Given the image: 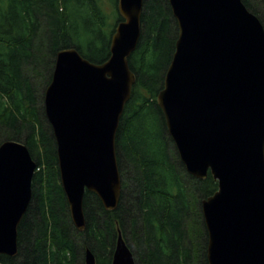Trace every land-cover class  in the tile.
<instances>
[{
	"label": "water",
	"instance_id": "water-1",
	"mask_svg": "<svg viewBox=\"0 0 264 264\" xmlns=\"http://www.w3.org/2000/svg\"><path fill=\"white\" fill-rule=\"evenodd\" d=\"M143 3L117 0L122 20L105 61L60 49L45 88L60 182L78 231L87 225L86 190L107 210L120 201L116 134L137 80L129 57L141 36ZM169 3L179 33L157 103L187 172L198 179L211 173L218 182L201 200L208 264H264V24L243 0ZM37 169L25 143L0 144V255L19 253ZM85 261L96 263L90 248ZM111 264H137L120 229Z\"/></svg>",
	"mask_w": 264,
	"mask_h": 264
},
{
	"label": "trees",
	"instance_id": "trees-1",
	"mask_svg": "<svg viewBox=\"0 0 264 264\" xmlns=\"http://www.w3.org/2000/svg\"><path fill=\"white\" fill-rule=\"evenodd\" d=\"M243 1L264 24V0ZM102 2L0 0V144L25 143L38 164L19 225V253L0 255V261L86 264L90 248L95 264H111L120 229L138 264H208V233L202 210L198 218L199 206L218 182L211 173L198 179L187 172L157 103L179 33L169 0H144L141 36L129 57L137 80L116 134L122 176L118 207L107 210L96 193L86 190V229L78 231L72 222L44 92L60 49L75 47L95 63L109 57L112 37L95 28L106 22ZM155 117L160 127L154 126Z\"/></svg>",
	"mask_w": 264,
	"mask_h": 264
},
{
	"label": "rangeland",
	"instance_id": "rangeland-1",
	"mask_svg": "<svg viewBox=\"0 0 264 264\" xmlns=\"http://www.w3.org/2000/svg\"><path fill=\"white\" fill-rule=\"evenodd\" d=\"M116 0H103L102 4H103V13L105 15V23L104 24H100V23H96L95 24V28H96V31L98 32H102L103 36H106V39H110V37H112L113 33H114V30L118 24V16H119V13H118V9H117V6H116ZM89 18L92 19L91 16H89ZM89 22V21H87ZM81 26L85 27V23L83 21H80L79 22ZM73 30V29H72ZM95 33V31H94ZM84 34V32H83ZM99 33H96V36H99L98 35ZM85 38H91V36H87ZM154 126L156 127H160L161 126V121L159 118L155 117L154 118ZM198 204V203H197ZM196 211V209L194 210ZM200 211H201V208L199 206V216L198 218L202 220V218L200 217ZM202 214V213H201ZM195 222V220H193ZM194 225L198 228L200 225L195 222ZM196 228V229H197ZM195 230V229H194ZM196 231V230H195ZM129 232H130V228H129ZM128 234V236H126L127 238H130L129 237V233L128 231L126 232ZM131 239V238H130ZM126 240V239H125ZM201 240L200 237L198 238H195L193 243H197V241ZM127 241V240H126ZM130 241V240H129ZM128 242V241H127ZM128 244V243H127ZM130 246V244H128ZM131 248V246H130ZM136 254H134L135 256ZM136 258V263L138 264V259L137 257L135 256Z\"/></svg>",
	"mask_w": 264,
	"mask_h": 264
},
{
	"label": "flooded vegetation",
	"instance_id": "flooded-vegetation-1",
	"mask_svg": "<svg viewBox=\"0 0 264 264\" xmlns=\"http://www.w3.org/2000/svg\"><path fill=\"white\" fill-rule=\"evenodd\" d=\"M86 262V261H85Z\"/></svg>",
	"mask_w": 264,
	"mask_h": 264
}]
</instances>
